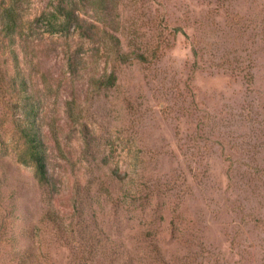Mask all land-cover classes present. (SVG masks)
Listing matches in <instances>:
<instances>
[{"label":"rangeland","instance_id":"1","mask_svg":"<svg viewBox=\"0 0 264 264\" xmlns=\"http://www.w3.org/2000/svg\"><path fill=\"white\" fill-rule=\"evenodd\" d=\"M47 2L16 9L51 184L5 80L0 264H264V0H83L90 42Z\"/></svg>","mask_w":264,"mask_h":264},{"label":"trees","instance_id":"2","mask_svg":"<svg viewBox=\"0 0 264 264\" xmlns=\"http://www.w3.org/2000/svg\"><path fill=\"white\" fill-rule=\"evenodd\" d=\"M80 1L83 0H48L47 7L51 8L48 13L55 21H61L64 26L72 28L78 39L90 42L100 35V27L86 20L84 12L78 9ZM16 3L18 0H0V86L5 80H12L10 87L17 88L15 93L24 94L21 106L17 108L18 117L14 125L23 140L25 152L34 167L38 183L46 188L50 187L51 181L46 166V150L38 125L39 114L31 102L28 83L22 77L19 66L20 43L18 41L22 38L23 21L16 9ZM102 34L105 35V32L103 31ZM110 37L109 41L114 43L116 52L120 54L119 40L112 35ZM120 57V59H126L122 55ZM140 58L145 61L142 55ZM9 71L14 72L13 76L8 75ZM107 79L113 81L114 74H110ZM114 173L117 175L116 172Z\"/></svg>","mask_w":264,"mask_h":264}]
</instances>
